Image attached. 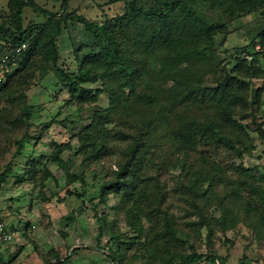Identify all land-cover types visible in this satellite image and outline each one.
<instances>
[{
    "label": "rangeland",
    "instance_id": "obj_1",
    "mask_svg": "<svg viewBox=\"0 0 264 264\" xmlns=\"http://www.w3.org/2000/svg\"><path fill=\"white\" fill-rule=\"evenodd\" d=\"M8 2L0 0V25L11 19ZM60 2L34 0L51 14L59 13ZM172 2H179V10L163 7ZM68 4L66 12L75 10L105 26L118 43L117 52L143 69L134 82V95L155 96L166 110L156 116L158 125L147 133L144 121L156 114V104L142 108L123 88V96L109 110L108 93L121 83L114 67L106 71L91 66L92 82L68 92L56 69L75 73L77 52L78 59L99 53L107 41L102 35L92 39L79 24L65 26L56 39V65L31 71L29 86L21 91L26 96L23 102L17 99L19 90L10 96L15 99L11 103L0 101V113L8 120L19 117L22 103L30 116L27 121L20 117L14 130L10 124L0 128V172L9 168L3 211L11 201L8 214L16 230L12 240L15 251H21L14 263L42 264L40 256H46L48 264H111L106 257L110 249L119 250L125 264H175L180 256L190 254L216 257L214 263L203 258L196 264H264L260 137L264 83L246 70L247 60H234L240 52L264 51V5L238 12L210 0H69ZM152 11L163 13L165 28L179 41L168 52L192 51L188 60L171 61L172 54L163 53L156 43L151 46L153 57L144 52V41L161 25L143 18L142 13ZM44 21L23 9V28ZM201 26H216L217 32L205 39L198 34ZM165 57L167 72L161 74L160 59ZM214 93L223 94L226 102H217ZM81 95L89 99L81 101ZM94 110L100 128L108 134L104 141L108 154L80 165V154H71L78 147L75 135L88 125ZM186 123L194 126L190 129ZM178 131L181 136L190 133L193 145L178 141ZM141 140L148 145L129 166L133 186L127 192L121 187L107 192L101 201V184L114 180L118 168L130 161L131 143ZM19 141L24 144L17 154ZM53 144L69 148L63 147L59 154L60 159L70 160L65 171L48 160ZM29 159L51 172L52 180L42 185L21 181V174L30 170L25 163ZM68 175L80 176L82 183L69 182Z\"/></svg>",
    "mask_w": 264,
    "mask_h": 264
},
{
    "label": "trees",
    "instance_id": "obj_2",
    "mask_svg": "<svg viewBox=\"0 0 264 264\" xmlns=\"http://www.w3.org/2000/svg\"><path fill=\"white\" fill-rule=\"evenodd\" d=\"M211 3L220 8L226 7L227 10H231L234 8L235 11H250L257 8H260L264 5V0H210ZM69 0H61L59 6V13L51 14L40 7H38L34 0H9L7 7L12 12L11 19L8 25L1 24L0 25V54L2 52H9L14 50L19 45H24V50L20 51L16 55V69L6 78L5 82L0 85V101H9L10 103L15 99H10V96L17 90V99L21 103L26 99L25 95L21 91H25L28 88V81L31 78V71L35 69H39L44 65H52L55 66L58 61V49L56 46V39L61 35L63 29L67 24H79L82 29L88 33L92 39L98 40L99 35L104 36L107 41L106 47H101L99 53H89L85 55L82 59H78L77 54L74 56L76 71L72 74H66L59 69L56 71L59 73L61 78L66 82L64 84V88L68 90V92L72 93V91L79 86L92 82L93 79L89 78V71L91 66H103L104 70L109 71V69L115 68V71L118 75L119 81H121L120 85L116 87L115 90H111L108 93L109 99V107L111 110L115 107L118 100L123 96L120 91L123 88L127 89L128 95H133L134 103L138 104L142 108H149L153 104L158 106L157 112L155 115L147 116L145 119V124L148 127L146 129L149 132L151 129L154 130L158 125L154 121L157 120L156 116L161 114L166 110L165 104H159L158 99L154 96H148L145 94L134 95L133 93V85L135 80L140 76L142 68L137 69V64L132 62V60L124 57L121 53L117 52L118 43L112 38L110 34L106 32V27L103 25H96L92 21L85 19L83 16L76 14L75 10L66 12L67 4ZM69 5V4H68ZM163 7L167 9L169 12L174 10H179V2H172L170 4H164ZM24 8L29 9L32 13L37 16H40L45 19V21L36 26L29 27L25 29L22 27V11ZM143 18L146 21H151L152 19L158 20L160 22V26L158 29L154 31L150 35L148 39H146L143 43L144 52H151L150 55L154 56V49H151L152 44H157L161 47V51L163 53L172 54L169 59L171 61H177L180 58H185L188 60L193 54V52L188 50H177L174 52L171 51L177 46L179 43L178 40H174L172 33H170L169 27L165 28V18L163 13L160 11H152L150 14L142 13ZM189 23L188 18H183ZM120 18L117 19L119 21ZM121 22L119 24V27ZM163 29H166L164 34H162ZM217 32L216 26H201L198 29V34L204 37L205 39H209ZM80 47L77 49L79 50ZM164 50V51H163ZM76 50H74L75 52ZM247 54V55H246ZM244 56L249 57L247 60V71L252 73V76L256 78V80H261L262 84L264 83V51H260V53L256 51V53H239L236 55L234 60H241L245 62ZM37 58V64L34 65V59ZM130 60V61H129ZM160 71L161 74L167 72L166 71V57L160 59ZM29 72V73H28ZM29 74V75H28ZM160 75V74H159ZM22 85V86H21ZM222 86V85H221ZM220 86V87H221ZM24 89H21V88ZM74 92V91H73ZM214 97L217 102L225 103L226 99L223 94L214 93ZM212 96V98H214ZM89 97H85V95H81V101L88 100ZM22 109L19 111V117H13L11 120L6 118V115L0 113V128L5 124H10L12 130H14L18 125H20L19 118L22 117L23 120L27 121L29 119V111L27 112V108L22 103ZM29 108V107H28ZM4 111V110H3ZM2 112V109L0 110ZM106 112V111H105ZM140 113V112H138ZM99 113L97 110L92 111L91 120L88 125L82 128L81 132L75 135V138L78 143V147L74 149L71 154L81 156L80 165L84 162L92 163L98 161L102 157L107 156L105 148V140L107 139V132L100 128V119L98 117ZM142 116V115H141ZM159 121V120H158ZM229 121V120H228ZM227 121V122H228ZM187 127L191 129L193 127V123H186ZM187 128V129H188ZM207 129L211 134L215 136L216 131L213 127L209 126ZM258 130L260 131V127L258 125ZM261 132V131H260ZM175 138L179 139L178 141L182 142L187 146H192L194 140L191 138V134L187 133L184 136H181L180 131L177 132ZM260 137L262 142L264 143V132H261ZM25 139V137H24ZM23 143L21 141L17 142V154L22 150ZM148 144L145 141H136L132 142L129 146V156L130 161H127L125 165L118 168L117 173H115V178L112 181H108L102 183L99 189V197L100 200L103 201L106 197L107 192H116L118 189H124V191L131 188L133 185L132 179L129 178V166L131 163L135 164L138 157H141V151L146 149ZM54 151L53 154L50 155L48 160L55 164L57 168L65 171L68 166L66 162L70 163L69 158L66 160H62L59 157L60 152L62 151L63 146L59 144H53ZM47 161V159H46ZM128 162H130L128 164ZM128 164L127 168L125 167ZM26 165L30 167L29 171L22 173L21 181H28L31 183L38 182V184H44L47 180H52V174L45 167L39 169L35 162L30 160L26 162ZM9 173V168L5 167L0 172V186L5 182L6 177ZM40 176L37 180L36 178ZM69 182L78 181L82 183L81 177H75V175H68L67 180ZM37 180V181H36ZM127 192V191H126ZM125 193V192H124ZM67 196H71L70 192H66ZM126 194V193H125ZM78 198H81L79 195ZM95 212V209H94ZM134 232L139 233V228L134 227ZM118 251H111L108 249L106 257L110 260L111 264H125L122 261V257ZM42 259V264H48L46 256H40ZM214 263L216 257L214 255H197L190 254L186 256H180L175 264H196L202 261V259ZM1 264V262H0ZM238 264H244L240 261Z\"/></svg>",
    "mask_w": 264,
    "mask_h": 264
},
{
    "label": "built area",
    "instance_id": "obj_3",
    "mask_svg": "<svg viewBox=\"0 0 264 264\" xmlns=\"http://www.w3.org/2000/svg\"><path fill=\"white\" fill-rule=\"evenodd\" d=\"M24 50V45L21 44L12 51H5L0 54V85L5 82L6 78L16 69V55ZM245 60L250 58L244 56ZM12 234L6 227V225L0 221V253L3 250V246L12 243Z\"/></svg>",
    "mask_w": 264,
    "mask_h": 264
},
{
    "label": "crops",
    "instance_id": "obj_4",
    "mask_svg": "<svg viewBox=\"0 0 264 264\" xmlns=\"http://www.w3.org/2000/svg\"><path fill=\"white\" fill-rule=\"evenodd\" d=\"M29 160H31V159H29ZM27 161L28 160H26V162ZM6 186H7V179L0 186V221L3 222L7 226V228L11 232V234H13L14 231H16L15 229H12L13 228V219L14 218H12L11 216H9V214H8V211H10L9 209H11V207H12L11 201L9 202V204H8L7 209L5 210V212L3 211L4 210V202H3V196H4V194L2 196V192L4 193V191H5L4 188H6ZM12 194H15V193H12ZM13 197H10V198H13ZM10 200H13V199H10ZM14 245H15V243H13V245H11V246H5L3 248L2 252L0 253V262H1V264H15L14 263L15 260H13V258H16V256H18L17 253L20 254L21 251H15L16 250V247L14 248Z\"/></svg>",
    "mask_w": 264,
    "mask_h": 264
}]
</instances>
